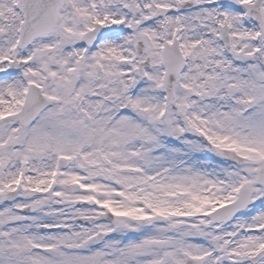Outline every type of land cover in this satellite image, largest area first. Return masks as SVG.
Returning <instances> with one entry per match:
<instances>
[{
	"label": "snow or ice",
	"instance_id": "6c2138e0",
	"mask_svg": "<svg viewBox=\"0 0 264 264\" xmlns=\"http://www.w3.org/2000/svg\"><path fill=\"white\" fill-rule=\"evenodd\" d=\"M139 257L264 264V0H0V264Z\"/></svg>",
	"mask_w": 264,
	"mask_h": 264
},
{
	"label": "rangeland",
	"instance_id": "374dc122",
	"mask_svg": "<svg viewBox=\"0 0 264 264\" xmlns=\"http://www.w3.org/2000/svg\"><path fill=\"white\" fill-rule=\"evenodd\" d=\"M132 264H145L144 257L143 258H141V257L137 258V260L133 261Z\"/></svg>",
	"mask_w": 264,
	"mask_h": 264
}]
</instances>
